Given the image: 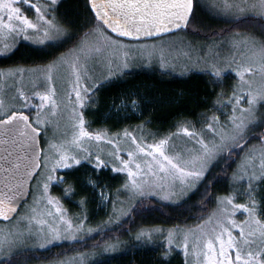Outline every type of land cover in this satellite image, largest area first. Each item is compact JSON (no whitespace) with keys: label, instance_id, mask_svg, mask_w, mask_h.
<instances>
[{"label":"rangeland","instance_id":"374dc122","mask_svg":"<svg viewBox=\"0 0 264 264\" xmlns=\"http://www.w3.org/2000/svg\"><path fill=\"white\" fill-rule=\"evenodd\" d=\"M60 1L56 0L53 8L49 6L51 0H15V6L20 7L21 12L37 25L38 30L25 26V34L28 36L25 40L21 34L9 32L0 26V57L10 54L20 42L44 48L66 41L70 33L60 24L55 10ZM195 2L208 20L210 18L226 23L247 16H256L264 21V9L252 7L254 4L258 5L259 0H207V2L195 0ZM31 5L41 9L44 20L39 18ZM45 20L50 21L51 25L45 24ZM85 37L87 39L84 38L76 47L56 59L55 66L50 67L52 61L47 65L0 69V110L12 107L21 109L22 102L18 98L23 97L31 109H34H29L32 123L39 121L43 149L42 168L32 184L29 200L12 221L0 222V262L19 252L45 250L53 245L90 238L101 230L114 227L131 212L138 200L145 197H155L170 204L184 202L202 184L209 170L227 151L235 147L228 145L216 151L205 164L196 153V148L200 145L196 144L188 133H195L207 144H210L214 135L219 139L223 133L225 136L223 142L227 144L230 143L227 132L232 126L233 118H237L243 126L242 130L245 131L242 134L245 139L264 125V37L258 32L247 29L224 37L203 38L182 30L158 39L134 42L117 38L98 25ZM81 57L88 58V62L85 63ZM105 65L114 69L115 74L109 73L106 76ZM143 69L156 70L180 78L194 74L203 75L219 88L220 98L214 102L204 119L202 115L197 122L188 123L175 133L152 140L150 143L142 139L143 134L149 138L154 137L157 132L142 130L140 127L136 132L91 131L86 121L85 110L95 91L101 85L116 80L128 72ZM43 95L49 96V99L41 101L39 97ZM250 100H254V103L250 104ZM248 109H252V112L245 116V110ZM33 125L35 126L34 123ZM81 131L90 133L92 137L99 135L101 138L96 140L82 136ZM109 140L112 143H108ZM161 140L167 141L162 150L172 158L173 163L182 166L185 172L200 171L202 168V174L198 178L187 177L191 187L183 195L169 196L168 199L164 198L168 192L178 193L184 186L179 182L176 186H169L170 177L166 173H160L152 157L139 152L136 147L137 144L142 147L149 144L158 145ZM147 151L145 147V152ZM128 152H132L133 155L128 157ZM114 153L129 161V167L136 173L135 176H129L126 170L119 172L115 170L119 161L115 160ZM64 156L76 157L81 163L76 165L73 160H69L73 167L64 169L61 166L50 172L53 163ZM156 156L158 157V154ZM97 157L107 166L97 167ZM137 163L140 164V169L135 167ZM83 164H88L97 173L107 170L110 180L117 183V188L112 191L110 217L100 225L92 223L88 217L83 218L79 215V212L84 210L81 201L75 202L76 199L74 197L71 199L68 193L69 187H62L66 182L64 173ZM49 174L50 180L47 179ZM122 176L125 178V185L122 184ZM262 176L264 142H258L243 152L229 178L231 182L229 187L232 191L226 197L217 198L215 209L205 219L194 225L166 230L164 233L153 231L147 233L146 238L141 234L137 240L152 244L162 242L169 251L179 252L185 264H202V247L209 240H213L218 246L216 236L220 235L223 228L236 221L244 227L243 239L250 242L245 245L238 237L241 248L253 252L258 249L264 250L262 246L264 223L257 214L259 205L252 200L253 190L247 202L248 191L258 189ZM133 180L137 182L135 185ZM87 182L93 184L89 179ZM45 184L48 185L47 189L44 187ZM161 185L165 186L163 190ZM97 187L100 208L109 209L111 190L107 187L100 189L98 185ZM56 189L57 194L63 191V196L54 194ZM242 196L244 197L241 198ZM235 204H242L250 211L244 213L242 209L236 208ZM68 207L78 210L72 213ZM246 220L247 224L244 223ZM257 220L260 221L259 224L256 223ZM68 223L72 224L71 229L67 228ZM249 229L252 230V235L248 234ZM232 231L235 235L236 230ZM53 234L59 239L49 242ZM185 244L188 245L187 250ZM129 247L118 239L104 244L98 250L69 255L65 259L52 261L54 263L43 264H93L106 256L121 253Z\"/></svg>","mask_w":264,"mask_h":264},{"label":"trees","instance_id":"16d2710c","mask_svg":"<svg viewBox=\"0 0 264 264\" xmlns=\"http://www.w3.org/2000/svg\"><path fill=\"white\" fill-rule=\"evenodd\" d=\"M55 10L60 24L70 33L66 41L44 48L20 42L10 54L0 57V69L47 65L76 47L95 29L90 28L93 13L88 0H61ZM99 24L96 21V25ZM247 29L264 37V21L259 17L247 16L226 23L210 18L208 20L195 2L194 14L186 31L203 38H217ZM219 98V88L203 75L194 74L180 78L156 70L143 69L128 72L116 80L101 85L92 96L85 115L91 131L136 132L139 127L142 130H154L157 132L154 137L147 138L145 133L143 137L141 136L150 143L152 140L175 133L188 123L197 122L202 115L204 119ZM245 141L241 143L244 145L243 148L234 147L227 151L209 170L202 184L184 202L170 204L155 197L142 198L136 202L131 212L112 228L101 230L84 240L53 245L45 250L19 252L1 261L0 264L48 263L65 259L69 255L98 250L104 244L118 239L130 247L93 264H185L179 252L169 251L162 242L144 243L137 240V237L142 234V237L146 238L147 233L153 231L164 233L180 226L194 225L212 213L217 198L226 197L232 191L229 187L231 183L229 178L243 152L258 142H264V125L251 133ZM108 173L107 170L97 173L88 164L64 173L66 182L62 187H69L71 199L74 197L75 202L79 200L84 206L79 215L83 218L88 217L89 221L97 225L110 217L112 191L117 188V183L110 180ZM88 179L92 181L94 187L88 184ZM94 183L100 189L107 187L111 190L109 209L100 208L99 189ZM122 184L125 185L124 176ZM252 190L254 195L252 200L259 205L257 214L264 223V180H260L258 189L248 191L247 202ZM56 191L58 190H54L53 193L57 194ZM62 192L57 195L63 196ZM68 208L72 213L78 210Z\"/></svg>","mask_w":264,"mask_h":264},{"label":"snow or ice","instance_id":"6c2138e0","mask_svg":"<svg viewBox=\"0 0 264 264\" xmlns=\"http://www.w3.org/2000/svg\"><path fill=\"white\" fill-rule=\"evenodd\" d=\"M55 5L56 0H51L49 6L54 8ZM31 7L34 8L39 18L44 20V14L41 13V9L35 5H31ZM90 7L93 13V20L90 28H96V21L98 20L100 22L99 28H102L105 31L110 29L111 33L116 34L117 37H129L135 41L140 40L141 36L151 37L154 33L170 30L173 25L179 29L181 24H186L190 17V12L193 8V0H90ZM252 7L264 9V0H259V4H254ZM13 21L18 23L14 24ZM44 22L49 26L51 25V22L48 20H45ZM0 26L8 29L9 32L21 34L25 40L28 39V36L25 34V26L28 29L38 30L37 25L33 24L28 17L21 12L20 7L15 6V0H0ZM85 39H87V37H85ZM97 51H99V49H97ZM81 59H84L85 63L88 62V58L81 57ZM55 63L56 61L53 60L50 67L55 66ZM101 63L104 62L101 61ZM89 71H91V69H89ZM104 71L106 76L109 73L115 74V70L107 67V65H105ZM217 75H219V73H217ZM249 79H252V77H249ZM88 87H92V85H88ZM85 91H87V89H85ZM76 95L77 98H79V92H77ZM39 99L41 101L48 100L49 96L43 95L40 96ZM18 100L22 102L21 109L12 107L7 110H0V124L7 125V128L0 129V146H3L4 155L6 156V162L0 164V170H2L0 173L3 174L4 187L5 189H8V192H5L4 196L8 198H11L9 193L14 195V189L23 186L22 183H16L15 185L11 183L13 180H16L17 169L20 167L18 164L13 166L15 161L12 159V146L21 138H23L24 143L28 144L30 147L32 146V141L28 136L29 128L34 131L36 142L41 135L39 121L37 120L33 122L35 127L30 123L31 111H29V109H31V106L23 97H19ZM249 103H254V100H250ZM251 112L252 109L245 110V116ZM17 122H19V128L13 130L12 125L17 124ZM242 128L243 126L238 122V119L233 118L232 126H230V129L227 132V138L230 140V143L227 144L223 142L225 139L223 133L219 139H217L215 135L213 136V140L210 142L211 146L200 140L195 133H188V136L191 139H194L196 144L200 145L199 148H196V153L199 155L200 161L206 164L208 159L214 155L216 151H220L225 146L234 145L235 147L243 148L244 145L241 144V141H245L242 134L245 130H242ZM81 135L96 140L101 138L99 135L92 137L90 133L85 131H81ZM108 143H112V141L109 140ZM133 143H135V138H133ZM166 143L167 141L161 140L158 145L149 144L142 147L137 144L136 147L139 152L152 157V161L158 167L160 173H166L167 176L170 177L168 181L169 186H176L177 182H179L181 186H184L182 191L178 193L168 192L164 196L165 199H168L169 196L183 195L186 190L191 187L187 181V177L194 176L198 178L202 174V168H200V171L191 170L185 172L182 166L178 163H173L172 158L162 150V146ZM145 147L148 149L147 152H145ZM36 151L39 152V149ZM156 154H158V157ZM132 155V152L127 153L128 157H131ZM114 156L115 160L119 161V165L115 169L116 171L119 172L126 170L129 176L136 175V173L129 167V161L121 158L115 153ZM69 160H73L76 165L81 163L80 159L76 157L64 156L53 163L50 172L55 171L61 166L64 169L73 167V164L69 163ZM89 161H91L90 156ZM36 163H38V160L34 161L32 166L35 167ZM120 165H122V167H120ZM96 166L105 167L107 165L97 157ZM135 167L140 169V164L137 163ZM149 172H151V166L149 167ZM152 174L155 175V173ZM26 175H32V172H27ZM161 178L164 179L163 176ZM47 179H51L50 174ZM261 180H264V176L261 177ZM136 183L137 182L133 180V184L135 185ZM44 187L47 189L48 185L45 184ZM164 187V185H161L162 190ZM150 194L155 195V193ZM49 202L51 203V201ZM228 203H232V201H228ZM234 206L242 209L244 213L250 211L248 207H245L242 204H235ZM6 210L8 212L13 211L10 206H8ZM4 211V199H0V216H3L4 219H8V217L4 215ZM244 223L247 224L248 221L246 220ZM256 223L259 224L260 221L257 220ZM67 228L71 229L72 224L68 223ZM233 229L236 230L235 235L233 234ZM248 234H253L251 229H249ZM262 235H264V232H262ZM243 236L244 227L236 221L231 222V224L223 228L220 235L216 236L215 241H218V246L216 242L209 240L207 244L202 247V264H264V250L258 249L253 252L246 248H241L240 243L238 242V237L241 238L245 245L250 243L248 240L243 239ZM57 239H59V237L53 234L49 238V242H55ZM262 246H264V241H262ZM184 247L185 250L188 249L187 244H185Z\"/></svg>","mask_w":264,"mask_h":264},{"label":"water","instance_id":"95a60500","mask_svg":"<svg viewBox=\"0 0 264 264\" xmlns=\"http://www.w3.org/2000/svg\"><path fill=\"white\" fill-rule=\"evenodd\" d=\"M88 1L90 6V0ZM194 10H195V0H193V8L192 11L190 12V17L186 24L182 23L179 29H177L173 25L170 30H164L159 33H154L153 36L151 37L141 36L140 40L134 41L129 37H117L116 34L111 33L110 29H108L107 31L113 36L127 41L136 42V41L154 40L170 34H174L182 30L184 31L187 30L191 22V19L193 17ZM30 123H32L31 117H30ZM33 127L35 126L33 125ZM5 128H7V125L0 124V129H5ZM18 128H19V122H17V124L12 125L13 130H16ZM40 132L41 135L36 142L34 131L30 128L28 129V136L32 141L31 147L23 142V138L19 139L17 143L12 146V150H13L12 159L15 161L13 166H16L18 164L20 167L19 169H17L16 180H13L11 183L14 185L16 183H22L23 186L18 189H14V193H15L14 195L12 193H9V196L11 198L4 196V193L8 192V189H5L3 183V174L0 173V199H4V208H5L4 215L8 217V219H4L3 216H0V222L12 221L19 214L22 206L29 200L31 196L32 184L42 168V156H43V149L41 143L42 131L40 130ZM37 149H39V152L36 151ZM36 160H38V163H36V166L33 167L32 163ZM5 162H6V156L4 155V149L3 146H0V164H4ZM27 172H32V175H26ZM8 206H10L13 209V211L8 212L6 210Z\"/></svg>","mask_w":264,"mask_h":264}]
</instances>
